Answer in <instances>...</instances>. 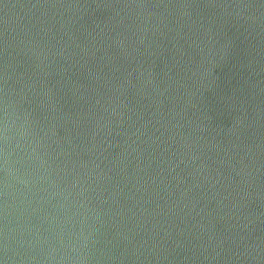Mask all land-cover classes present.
<instances>
[{
	"label": "water",
	"instance_id": "obj_1",
	"mask_svg": "<svg viewBox=\"0 0 264 264\" xmlns=\"http://www.w3.org/2000/svg\"><path fill=\"white\" fill-rule=\"evenodd\" d=\"M5 105L0 264H264V0H0Z\"/></svg>",
	"mask_w": 264,
	"mask_h": 264
},
{
	"label": "clouds",
	"instance_id": "obj_2",
	"mask_svg": "<svg viewBox=\"0 0 264 264\" xmlns=\"http://www.w3.org/2000/svg\"><path fill=\"white\" fill-rule=\"evenodd\" d=\"M4 115H5V120L3 122V128H2V130H0V134H2L4 140L7 141V139H8V133H9V130H10V125L8 123V120H7V116H8L7 105H5ZM4 170H5V172H6L7 175L10 173L9 166H8V161H7V157H5ZM18 182L21 183V184L27 185L29 181L28 180L21 179V180H18ZM86 242H87V238L84 239L83 243H86ZM81 246H82V244L80 246H77V244H70V250L73 253H79ZM27 247L28 248H31L32 247V244L31 243H28L27 244ZM6 251H9L8 246L6 247ZM69 259H70V257H69Z\"/></svg>",
	"mask_w": 264,
	"mask_h": 264
}]
</instances>
